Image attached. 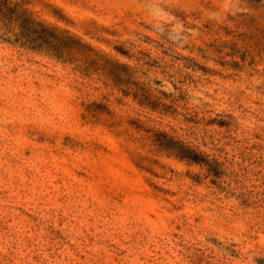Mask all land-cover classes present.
<instances>
[{
  "label": "rangeland",
  "instance_id": "1",
  "mask_svg": "<svg viewBox=\"0 0 264 264\" xmlns=\"http://www.w3.org/2000/svg\"><path fill=\"white\" fill-rule=\"evenodd\" d=\"M26 7L79 50L0 39V264H264V0Z\"/></svg>",
  "mask_w": 264,
  "mask_h": 264
},
{
  "label": "trees",
  "instance_id": "2",
  "mask_svg": "<svg viewBox=\"0 0 264 264\" xmlns=\"http://www.w3.org/2000/svg\"><path fill=\"white\" fill-rule=\"evenodd\" d=\"M29 0H0V39L10 44H20V46L36 52H54L56 58H61L64 53L75 51L76 47L66 45L64 41L59 39L53 30L49 29L43 22L36 19L32 12L26 7ZM82 49L86 48L80 45ZM84 62L89 66H95V61L90 57H85ZM146 96V92H143ZM134 99L138 98L134 93ZM138 101L140 105L145 99ZM147 106V104H146ZM152 108V107H151ZM159 147L161 150L170 155L186 160L190 163L203 164L204 156L198 151L185 146L179 141L166 139L165 135Z\"/></svg>",
  "mask_w": 264,
  "mask_h": 264
}]
</instances>
